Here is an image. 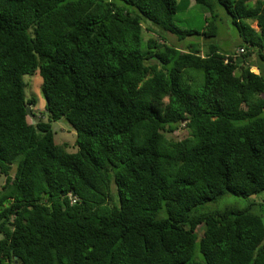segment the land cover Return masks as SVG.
<instances>
[{
    "label": "trees",
    "instance_id": "16d2710c",
    "mask_svg": "<svg viewBox=\"0 0 264 264\" xmlns=\"http://www.w3.org/2000/svg\"><path fill=\"white\" fill-rule=\"evenodd\" d=\"M217 1L242 52L182 44L177 0H0V264H264L256 204L209 206L264 192V0Z\"/></svg>",
    "mask_w": 264,
    "mask_h": 264
},
{
    "label": "rangeland",
    "instance_id": "374dc122",
    "mask_svg": "<svg viewBox=\"0 0 264 264\" xmlns=\"http://www.w3.org/2000/svg\"><path fill=\"white\" fill-rule=\"evenodd\" d=\"M253 2L254 0H248ZM178 7L174 15L175 22L180 29L186 30L189 34L184 35L181 41L182 44H191L201 47V53H205L207 44L214 43L218 46L219 50L222 52H237L240 48V44H245L242 39V34L239 28L232 22L231 15H229L223 6L217 0H207L211 6V12L214 14L213 19L210 18L209 12L205 11V6L200 4H195L194 0H177ZM212 21L216 25L215 35L212 37L204 36L203 32L206 31V22ZM252 27H255V22L249 21ZM144 27H148L153 30V33L144 31V38L149 36H155L156 32L154 28L148 23L143 22ZM164 37L171 43H176V38L170 33H165ZM206 44V45H205ZM183 47V45H180ZM250 48V46L248 45ZM246 49H244V52ZM237 57H241L238 54ZM249 62L257 63L256 59L251 56L248 57ZM262 68V73H264V62H259ZM251 71L257 73L258 69L254 66L251 67ZM23 80L26 83L25 95L26 97H33L35 99V106H32V111L34 116H28V120H46V113L44 110V97L41 89V77L37 73L33 75H24ZM52 128L54 131V138L57 142H67L68 150L74 151L76 148L74 146L75 131L74 129L63 119L52 123ZM186 134L184 128H179L170 134L172 138L181 139ZM15 169V168H14ZM13 169V170H14ZM12 170V171H13ZM4 182V176L0 174V187ZM249 203H254V207L257 213H260L264 219V192L256 195H250L246 198L236 196L233 194H227L223 196L217 203L209 204L213 208H221L225 205H236L238 207H244Z\"/></svg>",
    "mask_w": 264,
    "mask_h": 264
},
{
    "label": "water",
    "instance_id": "95a60500",
    "mask_svg": "<svg viewBox=\"0 0 264 264\" xmlns=\"http://www.w3.org/2000/svg\"><path fill=\"white\" fill-rule=\"evenodd\" d=\"M25 110L28 116H33V111L31 110V106L29 104L25 106ZM32 122H35V120L32 119Z\"/></svg>",
    "mask_w": 264,
    "mask_h": 264
},
{
    "label": "built area",
    "instance_id": "2783aa9c",
    "mask_svg": "<svg viewBox=\"0 0 264 264\" xmlns=\"http://www.w3.org/2000/svg\"><path fill=\"white\" fill-rule=\"evenodd\" d=\"M243 49L242 48H239V52H242ZM69 198H70V201L71 203H74L76 201V196L72 195L71 193H69Z\"/></svg>",
    "mask_w": 264,
    "mask_h": 264
}]
</instances>
